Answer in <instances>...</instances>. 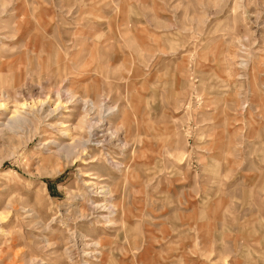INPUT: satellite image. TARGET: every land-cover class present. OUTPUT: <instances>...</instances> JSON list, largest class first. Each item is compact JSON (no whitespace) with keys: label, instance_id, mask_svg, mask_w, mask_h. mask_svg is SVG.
Segmentation results:
<instances>
[{"label":"rangeland","instance_id":"1","mask_svg":"<svg viewBox=\"0 0 264 264\" xmlns=\"http://www.w3.org/2000/svg\"><path fill=\"white\" fill-rule=\"evenodd\" d=\"M11 116L0 264H264V0H0Z\"/></svg>","mask_w":264,"mask_h":264},{"label":"bare ground","instance_id":"2","mask_svg":"<svg viewBox=\"0 0 264 264\" xmlns=\"http://www.w3.org/2000/svg\"><path fill=\"white\" fill-rule=\"evenodd\" d=\"M85 105H87V103L85 102V104H84V107L83 108H85ZM104 108V107H103ZM55 110H58V109H55ZM55 110H53L52 109V112L53 111H55ZM111 110H112V107L111 108H109V109H104V111H103V113L101 114V116H100V120H98V123H99V125H100V130H99V132H101L100 133V135L103 137V138H107V139H110L113 135H112V133L114 134L116 131L115 130H113L112 129V127L111 126H109L108 125V123H107V121H106V117L110 114V112H111ZM21 121H23L21 118H17V117H13V116H11L10 117V119H8L6 122H1L0 121V132L2 133L3 131H5V130H9V131H11V132H15L16 131V129L18 128V124H19V122H21ZM20 125V124H19ZM95 128H93V127H91V129H90V131H89V135H90V137H95L98 133H94V132H98V131H95L94 130ZM118 139V138H117ZM104 140V139H103ZM101 141H96V143L97 144H101L100 143ZM117 142H118V140H117ZM89 143V141L88 140H86V141H82V146H85V145H87ZM44 144H47V142H45ZM59 147V151H67V150H69V149H71V145H69V144H62V145H59L58 146ZM112 166H116V163H115V161L113 160V163H112ZM103 193H107V189H104L103 191H102ZM105 196V195H104ZM104 198V197H103ZM105 206V205H104ZM103 206V207H104ZM25 211H28L27 209H25ZM92 245V244H91ZM87 247V246H86ZM84 248V247H83ZM83 252H84V250H83ZM94 252H84V255L88 258V257H90L92 254H93ZM81 255H83V254H81ZM84 257V256H83ZM94 257V256H93ZM83 263H85V264H89V262L88 261H84L83 260ZM41 264H45L44 262H42Z\"/></svg>","mask_w":264,"mask_h":264}]
</instances>
